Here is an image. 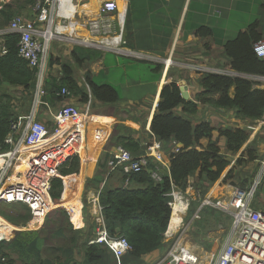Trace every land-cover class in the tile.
I'll list each match as a JSON object with an SVG mask.
<instances>
[{"label": "trees", "instance_id": "trees-1", "mask_svg": "<svg viewBox=\"0 0 264 264\" xmlns=\"http://www.w3.org/2000/svg\"><path fill=\"white\" fill-rule=\"evenodd\" d=\"M26 3L35 6L36 0H27ZM243 9L252 10L254 15L246 29L234 36L223 39L227 36L224 27L214 28L204 25L201 31L204 36H216V43L223 45L228 65L236 74L204 72L198 79L201 91L198 92L196 100L184 99L177 82L166 84L161 91L152 119L151 131L163 144H170L165 146L171 154L170 170L163 169L161 180L157 181L151 174L156 168V163L151 162L154 165L152 170L125 172L121 169V178L132 186L111 187L105 183L101 190L100 204L109 235L126 238L131 245V249L121 257V260L117 259L107 244L91 243L97 235L94 224L88 223L84 228L75 226V224L80 225L76 208L67 207L71 212L73 228L69 221V213L57 207L58 209L55 211L52 209L48 213L47 222L45 221L46 224L44 223L40 229L17 230L15 236L10 239L3 238L10 237L14 228L0 216V227L6 229V233L0 235L2 239L0 264H15L8 250L19 253L25 264H149L144 257L160 249L165 243V235L172 216L170 203L173 202V191L177 189L186 191L190 185V178L197 176L196 180L199 183L196 186L200 197L189 207L187 218L190 219L200 207L209 188L221 179L230 166H232L230 170L233 168L232 159L228 154L222 153L218 144L220 137L225 138L226 148L230 154L239 155L235 164L242 165L260 159L256 148L244 149V145L250 139L248 128L215 126L211 121L198 119L200 106L203 105L219 112L221 109L225 113L234 112L241 120L255 121L264 116V87L260 86L261 82L247 77L264 76V58L259 57L254 51V44L264 38V0H248L243 4ZM239 11L237 7L236 12ZM133 14L134 10L129 8L125 22V31L129 34L134 29ZM18 15H21L19 8L12 4L7 5L0 12V25L7 26ZM5 39L9 51L0 59V152L9 149L5 139L10 131L11 122L17 120L22 112L27 110L29 112L38 86V68L32 67L28 60L19 55L20 35L9 33L5 35ZM72 56L80 65L86 61L98 60L102 52L76 45ZM48 61L49 66L55 63L52 57ZM156 68L161 70V66ZM62 70L61 80L52 75L43 80L41 93L43 102L55 105L73 94L80 96L84 102H89L93 98L101 104L116 103L121 99L116 87L110 83L99 84L92 79L90 72L87 74L89 90L79 84L75 69L69 63L62 64ZM64 87L70 91L68 96L61 94ZM17 88H21V96L13 93L12 89ZM217 133L219 136L215 137ZM205 140H208L207 145L203 144ZM173 142L178 145V151H171ZM120 143L136 155L143 151V147L132 137H123ZM74 152L81 153V143L76 139H72L57 152L54 164L69 158ZM54 164L49 168L52 169ZM80 170L81 158L78 155H74L60 166L58 175L52 177L50 181L49 192L54 202H59L62 194L61 202L69 199L73 182H76L80 176L70 175L79 174ZM64 177H66L65 182ZM102 182L103 179L99 180L98 177L97 183L100 185ZM251 184L247 181L240 187L245 189ZM43 186L44 181L37 188L44 197L42 198L45 203L49 207L56 205ZM7 205L17 206L15 207L17 214L14 215L7 214L3 208L0 210V213L11 222L25 226L31 220L32 213L28 205L23 203ZM81 207L82 203L80 209ZM211 207L201 209L200 218L195 220V222L198 220L196 223L198 226L196 225V231L193 233L197 236H206L221 224L226 228L222 233L223 240L231 216ZM54 219L57 223L51 224ZM67 231L70 232L68 244L52 246L51 255L45 257L44 252L49 247L50 241L54 238L67 237ZM79 253L81 260L77 257Z\"/></svg>", "mask_w": 264, "mask_h": 264}, {"label": "crops", "instance_id": "crops-1", "mask_svg": "<svg viewBox=\"0 0 264 264\" xmlns=\"http://www.w3.org/2000/svg\"><path fill=\"white\" fill-rule=\"evenodd\" d=\"M26 1L27 0H11L9 4L19 8L21 15L24 13L27 15L30 14L32 17L30 19H34V6L27 4ZM88 1L89 2L83 6H79L80 10L74 14L76 23H69L71 20L70 17L63 18L60 15H55L53 28L57 18V21L60 23H69V25H63L65 27L69 26V34L61 31L62 36L56 37V39L51 41L43 80L49 75L61 80L63 78L62 64L69 63L75 69L80 85L90 90L87 81V74L90 72L92 79L99 84L110 83L116 87L120 92L121 99L116 103L101 104V102L95 101L92 98V108L90 106L89 112L90 117L85 123L84 128L85 134L82 128V122L79 120H71L66 128L62 129L54 137L47 139L37 149V151H41L40 153L46 157L47 165L50 167L56 160L57 152L72 139H76L79 143L85 142V145L81 144L82 158L80 157L81 170L79 173V175H81L76 182H73L71 195L69 199H67H71L72 201L66 202L67 200H65L61 202L63 197L62 194L61 200L59 202H54L49 194L52 201L56 203V205L52 207L58 205L57 207L66 206L77 209L76 213L80 223V225L74 223L77 228H83L85 225L83 208L82 211L80 209V190L83 178L85 177V181L94 178L97 171H99L101 174V176H98L99 180L103 179V182L99 185L96 178L94 181L95 186L89 189L87 195L90 214L96 221H98L99 218L103 216L101 210L102 206L100 204L102 188L105 183L109 182L110 176L116 175L118 181V177H121V169H125L124 166H122L116 170H112L109 165V163L114 160L119 146H123L120 143L121 138L132 137L138 141L141 147H143V151L139 153V155L147 154L149 151V147L154 138V134L151 131V123L163 87L172 82H177L179 86L187 84L189 86V100H196L198 92L201 91V86L198 84V79L201 74L204 72H212L207 70L215 69H227L233 71L228 65L227 57L224 55L223 45L216 43V36H204L201 33L202 27L204 25L214 28L224 27L227 34L233 32L237 34L239 31L245 30L247 21L244 20H247V18L250 17V14L253 13L252 10L246 11L243 9V4L248 0H114L118 4V9L113 12L102 11L101 7L106 0ZM93 3H96L97 5V7L94 8L96 12L93 15H88L87 6ZM237 7L240 10L238 13L236 12ZM129 8L134 10L132 16V26H134V29L131 34L125 31V22ZM1 11L2 10H0V12ZM31 11H33V14ZM103 16L108 17L114 22V32L112 34H92L89 29V22ZM79 17L83 19H79ZM77 23H80L84 28L78 31L76 28ZM9 26L10 24L7 26L0 25V34H4L2 37L5 41V35L10 32ZM119 34H122L123 41L115 43L116 38H114V36ZM124 36L125 39L128 40L127 42L125 41ZM2 37L0 38V41L3 40ZM54 40L56 41L52 46ZM57 40L64 41H58V44ZM76 45L98 49L102 52V56L96 61H86L79 65L72 56V51ZM219 48L222 49L221 52L226 60L224 64L220 65L213 63L215 62L216 57L210 55V53L212 54L214 50ZM51 57L55 61L53 66H49L48 64V60ZM158 66H161L160 71L156 68ZM37 85H39V81ZM14 91L20 93L21 88H17ZM37 93L38 86L35 100L33 104L30 105L29 112H27V110L26 112L21 113L20 116H26L31 112H34L36 121L45 123L51 129L60 126L61 121L55 117V113L63 106L72 104L83 110L88 103L82 101L80 96L73 94L54 105L49 102H43L41 100V94L40 99L36 100ZM21 95L22 93L20 95L18 94V96ZM201 107L202 106H200L199 111H201ZM207 113V117L201 120L210 121V119H214L215 117L218 118V116H216L214 112H210V110L207 111ZM219 113L225 118L226 113L223 109H221ZM199 114L200 112H198V115ZM231 118L235 121L234 123L236 125L234 126L248 128V131H250L249 142L257 143V149L260 147L261 151L264 152V117L260 120L251 121L238 119L234 114ZM226 120L229 121V118H226ZM220 121L224 120L220 119ZM218 136V133L215 134V137ZM56 140L59 142L58 144H54ZM174 143L175 142H173V144ZM203 144L207 145L208 140H205ZM218 144L222 153L226 152L225 154H227L228 151L224 137L219 138ZM168 145L170 144H163V153L166 160L170 161L171 154L166 151L165 148V146ZM177 146V144H174L171 151H176ZM245 148L246 147L244 146V149ZM127 150L130 151L131 154L139 156L134 154L131 150ZM263 157L261 156L260 159L255 160V162H260L261 164L260 171L255 181L251 185H246L247 188L243 189L240 186L232 188L229 184L223 183L225 176L224 179L218 180L209 188L200 207L190 220L186 219L189 212V204L187 209L180 211L181 221L179 224H177L175 228H171L170 221L163 247L145 256L144 258L146 261L149 264H156L164 259L167 256L172 243L181 232L182 241L190 247L185 241V235L187 234L188 227L195 223L196 219L200 218L201 209L209 206L205 204L206 198H212L213 200L226 198L235 190H247L258 181L259 183L256 190V196L253 200V206L258 210L264 211V188L263 186L262 188H259L261 180L264 179ZM150 160L152 163H156L153 158ZM100 161L101 164L98 165ZM152 163L147 170H152L154 166ZM231 167L232 166L228 168L229 171ZM73 175L77 176V174H72L70 176ZM102 176L104 178H102ZM194 178L197 179V176ZM117 181L111 185L108 183V185L111 187L129 185L123 180L122 185L117 186ZM220 189H223V193L221 194ZM175 191H180L183 194L186 193L189 197H197L193 185H189L184 192L179 189ZM77 194L78 199L76 197ZM260 195L261 197L258 198ZM257 198L259 200L258 202ZM196 214H198L199 217H195ZM218 227V230H222L223 233L226 231V228L221 224ZM231 228L232 219L223 238L225 241H227L231 233ZM23 230L30 229L26 228ZM15 234L16 232H14L13 236H10V238L14 237Z\"/></svg>", "mask_w": 264, "mask_h": 264}, {"label": "built area", "instance_id": "built-area-1", "mask_svg": "<svg viewBox=\"0 0 264 264\" xmlns=\"http://www.w3.org/2000/svg\"><path fill=\"white\" fill-rule=\"evenodd\" d=\"M10 2L11 0H0V10H3ZM63 6V0H36L33 7L34 19H27L23 15H18L10 22V32L20 35L19 55L28 60L32 67L38 68L39 85L36 100L40 99L42 93V80L46 70L51 41L62 36L61 31L59 32L58 29L54 30L53 28L55 15L69 18V14L61 13ZM101 9L103 12H113L118 9V4L114 0H106L103 2ZM89 29L92 34H112L115 24L111 19L103 16L91 20ZM0 36L2 37L4 34L2 33ZM118 37L120 38L119 42L123 41L122 34L114 36V38ZM2 39L0 41V59L9 51L6 41L3 37ZM254 51L259 57L264 58V38L254 44ZM207 71L230 75L236 74L227 69ZM247 77L261 82L260 86L264 87V76ZM61 94L68 96L70 91L64 87ZM88 103L87 110L84 112L72 104L63 106L55 113V117L61 123L60 126L54 129L43 122L36 121L34 112L26 116H19L17 120L11 122L10 131L5 139V144L9 146V149L0 152V206L14 203L28 205L32 213L31 220L28 223L31 225L35 222L34 226L28 227L30 230L41 228L48 213L53 209L45 204V200L42 198L37 186L44 181L43 187L50 194V181L52 177L58 175L59 167L74 155L82 158L81 153L74 152L69 158L58 164H54L52 161L54 167L51 169L47 165L46 157L37 149L47 139L54 137L66 128L71 120L82 122L84 131L85 123L90 117L91 100ZM58 143L57 140L54 142V144ZM178 150L177 147L176 151ZM151 158L156 161V168L151 172L152 177L160 181L162 170H170L171 166L170 161L166 160L164 156L162 141L155 135L147 154L135 156L123 146H119L114 160L109 165L112 170L124 166L126 172H139L149 167ZM53 170H55V173H53ZM258 183L257 181L247 190L237 189L226 198L216 200L206 198V205L227 213L232 219L231 233L227 241L218 252L214 262L208 264H264V214L253 206ZM175 192L174 190L172 193L173 202L170 203L172 211L176 205L179 206V211L187 209L189 203L178 200ZM174 198L178 201L174 202ZM195 217H199V215L196 214ZM98 222L97 235L91 240V243L107 244L120 261L121 257L131 249L130 243L123 237H111L105 226L103 216L99 218ZM181 234L182 232L172 243L167 256L156 264H204L201 257L182 241Z\"/></svg>", "mask_w": 264, "mask_h": 264}, {"label": "rangeland", "instance_id": "rangeland-1", "mask_svg": "<svg viewBox=\"0 0 264 264\" xmlns=\"http://www.w3.org/2000/svg\"><path fill=\"white\" fill-rule=\"evenodd\" d=\"M73 1L74 0H71V5L73 4ZM88 2H89L88 0H75L76 5H78V10H79V6H83L84 4H86ZM94 5H95V7H97L96 3H94ZM31 13L33 14V11H31ZM251 15L253 16L254 13H251L250 14V17H248L247 20H244V21H247V24L245 26V29H246L247 25L249 24V22L252 20ZM23 16L26 17L27 19L32 18L30 16V14L27 15L26 13H24ZM79 19H83V18L79 17ZM89 20H91V19H89ZM89 20H88V22H89ZM71 21L72 20H70L69 23ZM69 23H67V22L66 23H64V22L63 23H60V22L57 21V18H56V23L54 24V28H55V30L59 28L58 29L59 32L60 31H64L65 33L69 34L68 33L69 26L67 28L65 26H63V25H69ZM58 26H61V27H58ZM234 35H235V32H233L231 34H227V36H225L223 39H227L228 37H231V36H234ZM55 41L56 40H54L52 42V46H53V44H54ZM58 41H61V40H57V42ZM63 41L64 40H62L61 42H63ZM58 44H59V42H58ZM52 46H51V48H52ZM221 51H222V49L219 48V49L214 50V52L212 54L210 53V55L212 57L213 56L216 57V60L213 63H216V64L220 65V64H224L226 62L225 57L223 56V53ZM207 64H209V63H207ZM209 65H212V64H209ZM14 90L15 89H12V91H13L14 94H17V95L19 94L20 95L22 93V91H20V93H16ZM88 105H89V103L86 104L85 109H83V110L80 109V110L83 111V112L86 111ZM94 105H95V103H94ZM90 106L92 108V103H90ZM209 110H210V112L211 111L214 112L215 115L218 116V118L224 120V121H220V119H218V118L215 117L214 119H210V121L213 124H215V125H222V126H225V125L234 126V125H236L234 123L235 121H233L232 118H231V116H234L233 112H231V111L226 112V116H225V118H223L221 116V114L219 113L218 110H216V109H214V108H212L210 106H202L201 107V111H199L200 114L198 115V119H205L207 117V115H208L207 111H209ZM226 118H229V121H227ZM256 144L257 143H253V142H249L248 141L244 146L246 148H250V149L251 148L252 149L253 148H256V150L258 151V154H260L263 157L264 156V152L261 151L260 147L257 149ZM258 146H259V144H258ZM166 151H167V149H166ZM224 153H226V152H224ZM227 154L232 159L233 168L230 171H229V169H227L223 173V177L221 179H224V177L226 176V174H229L224 179V182L223 183L229 184L232 188L235 187V186H240L242 183L247 182V181H250L251 183H253L255 181V179H256L259 171H260V166H261L260 162H255V161L254 162H247V163H244L242 165L236 163L237 164L236 165L235 164V161H236L238 155H232L229 152H227ZM261 156H260V158H261ZM262 160H264V157H263ZM100 164H101V161H100V163L98 165H100ZM77 175H79V174H77ZM95 175L96 176L94 178L87 179V181H85V177L83 178V183H82L81 190H80L81 191L80 192V201L82 203L81 209L83 208V216H84V222H85V225L83 226V228L86 227L88 223H91V224H94V227L96 228V230H98L99 223L90 214V211L88 209L89 208V203H88V200H87V195H88L89 189L90 188H93V186H95V183H94L95 179L98 178V176H101V174L99 173V171H97V174H95ZM102 178H104V177L102 176ZM118 178L119 179L117 181V176L116 175L110 176V179H109V182L108 183L111 185L112 183H114L115 181H117L116 182L117 183V186H121L122 185V182H123V179L121 177H118ZM198 183H199V181L196 180L194 177L190 178V180H189V184L190 185H193L195 187V191H196V195H197L196 198H194V196L189 197L186 193H185L186 194L185 195L182 192L177 191V192H175V195L178 197V200L179 199L180 200H184L185 203L188 202L189 203V207H191L193 205V201H196L197 198L200 197L199 189L196 186V184H198ZM131 186H132V184L131 185H128V187H131ZM262 186L264 188V179L261 180L260 185H259V188H262ZM192 188H189V189H192ZM221 193H223V189H220V194ZM76 197L78 199V194L76 195ZM260 197H261V195L258 198H260ZM258 198H257V202L259 201ZM178 200L174 198V202H176ZM71 201L72 200L70 199L68 202H71ZM15 204H17V203H14L12 205H15ZM57 206L55 208H53L52 211H55L58 208H63L64 210H66L69 213V215L71 214L69 208H67L66 206H59L58 208H57ZM15 207H17V206H10L9 207L6 204L5 205L2 204L0 206V210L3 208L4 211L7 214L14 215V214H17L15 212ZM220 212H222V211L220 210ZM222 213L225 214L224 212H222ZM0 216L3 219H5L4 221H6V222L8 221L13 226V228H14L13 229V233L16 232L19 229H26L28 227L30 228V226H34L35 225V222L31 223V225H29L30 223H27L25 226L23 224L17 225L13 221L11 222L10 220H8L1 213H0ZM186 219L187 220H190L189 218H186ZM69 221L73 225L72 219H71V215L69 216ZM197 221L195 223H193L190 227H188L187 234L185 235V241H186V243H188L190 245V247L192 248V250L197 255H199L201 257V259L203 260V263L204 264L212 263L216 259L217 255H218V252L220 251V249L222 248V246L225 243V239L221 240L222 239V233H223V231L222 230H217L219 228L218 225H217L214 228L215 231H212L213 230L212 229L211 230L212 232H208L206 236H203V235L197 236V235H195L193 233L194 231H196V225L198 226V224H196ZM46 222H47V220H46ZM46 222H45V224H46ZM21 223H22V221H21ZM50 223L51 224H56L57 223V220L54 219ZM17 228H19V229H17ZM73 228H74V225H73ZM199 230H200V228H199ZM2 233H6V229L4 227H0V235ZM13 233L10 236H13ZM67 235L68 236L65 237V238L59 237V238H54L52 241H50L49 247H47L46 248V251L44 252V256L47 257V256H50L51 255V252H52L51 247L52 246H60V245H66V244H68V242H69V235H70V232L69 231H67ZM8 238H10V237H8ZM8 252L11 255L10 258L12 257L15 260V264H25V261L21 258V256H20L19 253H15V252H12L10 250H8ZM77 257H78L79 260H81L80 253L78 254Z\"/></svg>", "mask_w": 264, "mask_h": 264}, {"label": "bare ground", "instance_id": "bare-ground-1", "mask_svg": "<svg viewBox=\"0 0 264 264\" xmlns=\"http://www.w3.org/2000/svg\"><path fill=\"white\" fill-rule=\"evenodd\" d=\"M101 3V2H100ZM63 4L64 6L62 7L61 13H67L69 14L70 19L72 20L71 22L76 23V20L74 18V14L76 12H78V6L76 5L75 1H73V4L71 5V0H63ZM79 4V3H78ZM95 5L94 3L87 6V14L88 15H93L95 14ZM80 10V7H79ZM67 28V27H66ZM76 28L79 31L80 29L84 28L80 25V23L76 24ZM120 40V38H116L115 39V43H118ZM82 145H85V142L81 143ZM218 189V188H217ZM217 192V191H216ZM180 200V199H179ZM181 221V215H180V211H179V206H175L174 210H173V214H172V218H171V228H175L177 226V224H179V222ZM171 232V230H170ZM176 233V232H175ZM172 234V233H171Z\"/></svg>", "mask_w": 264, "mask_h": 264}, {"label": "water", "instance_id": "water-1", "mask_svg": "<svg viewBox=\"0 0 264 264\" xmlns=\"http://www.w3.org/2000/svg\"><path fill=\"white\" fill-rule=\"evenodd\" d=\"M180 87H181L183 98L189 100L190 99L189 86L187 84H183ZM262 213L264 214V211H262ZM17 229H19V228H17Z\"/></svg>", "mask_w": 264, "mask_h": 264}]
</instances>
